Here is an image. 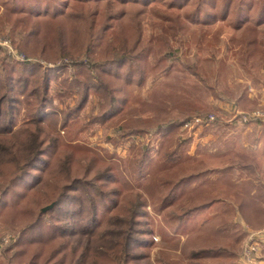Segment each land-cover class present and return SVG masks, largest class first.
Wrapping results in <instances>:
<instances>
[{
  "label": "trees",
  "instance_id": "obj_1",
  "mask_svg": "<svg viewBox=\"0 0 264 264\" xmlns=\"http://www.w3.org/2000/svg\"><path fill=\"white\" fill-rule=\"evenodd\" d=\"M157 3L164 12L148 37ZM219 23L234 29L227 50L251 74L264 61V0H0V35L25 56L0 46V224L17 234L7 243L0 234V264H241L250 232L264 229L259 164L242 156L209 168L189 154L199 125L184 129L203 110L205 89L220 94L198 59L178 56L191 38L217 47L207 29ZM221 65L215 82L225 79ZM189 72L198 81L187 82ZM160 75L167 80L148 100L134 95ZM225 93L234 109L261 107L247 86ZM93 95L98 113L82 118ZM106 125L122 139L156 130L157 157L150 145L118 160L78 142ZM217 204L219 213L194 223Z\"/></svg>",
  "mask_w": 264,
  "mask_h": 264
},
{
  "label": "rangeland",
  "instance_id": "obj_2",
  "mask_svg": "<svg viewBox=\"0 0 264 264\" xmlns=\"http://www.w3.org/2000/svg\"><path fill=\"white\" fill-rule=\"evenodd\" d=\"M153 6H155V4ZM155 7L156 12L153 11L152 13H149L147 20L144 22L146 35L148 37L157 31L161 16L160 13L164 12L161 3H157ZM207 31L209 39L211 37V39L217 36L220 37L221 43L217 45V47L208 48L205 43L197 44L194 42L193 38H191L188 39V42L190 43L188 45L189 47L185 48L180 56H178V61L183 64L193 63L198 59L199 64L201 66L203 65L208 71H210L209 73L212 80L209 81V84L214 86L216 92L220 94V97L216 98L214 94H209L206 89L202 94L203 96L200 100L203 105V110L197 115L206 116L211 113L217 115V124L212 127L211 132L214 140H208L204 144L206 146H203L202 143H198L199 139L194 135L189 154L192 156L195 155L209 168H220L225 165H230L233 162L242 161V156L254 159L259 164L257 175L264 180V128L257 122L243 124L239 118L235 117L234 114H236V110L241 108L234 109L236 100L225 93L233 92L239 86H247L248 98L250 101L257 103L261 106L260 108H264V61H258L256 65H254L252 73H247L241 68L237 61V57L230 53L226 47L228 39L234 33V29L225 24L219 23L208 28ZM261 32L262 36H264V28H262ZM0 38L9 40V38L4 35H0ZM215 45L216 44L214 43L211 46ZM208 51L214 56L212 57L209 55L207 53ZM222 61L225 64L227 73L224 74L225 79L215 82L214 78L218 75L219 71H221L220 67L222 66ZM187 76L189 77L187 82L193 83L194 81H198L195 75L190 72ZM166 80L167 78L163 75H160L157 78H149L144 87H137L134 89V95L140 100H148L151 91L158 88ZM255 80H257V83H255ZM60 89L61 87L59 85L54 84L52 88L53 95L55 96L61 91ZM170 90L171 89H168V91ZM77 97V94L66 97V104L73 106ZM98 102V98L93 95L82 114V118L96 115L99 110ZM54 105L59 107V109L65 107L63 101L59 99L55 100ZM135 106H138V103H136ZM247 108L248 110H254V105L248 104ZM188 131L190 132V130ZM195 131H197V129ZM200 131H202V129ZM200 131H197L196 134H199ZM120 134L121 131L117 127H110L107 125L93 126L89 131L80 134L78 142L86 144L103 155L108 154L109 156H115L118 160H127L130 157L131 152L135 149L134 147L150 145L152 147V156L157 157V151L161 146V136L156 130L142 136H128L123 139L120 138ZM216 135L217 137L222 136V138L224 136V138H217ZM234 173L235 178H239V171L236 170ZM220 207V204L214 205L212 208L197 215L193 220L194 223L197 226L202 225L204 222L211 219L212 216L219 213ZM150 212L152 213L155 222L158 223L159 217L155 215L153 211L150 210ZM158 224H161V222ZM245 229L249 231L251 230L248 226H245ZM0 234H2L3 239L9 238L13 240L17 237V234L5 224H0ZM156 241H160L159 235H157ZM263 247L264 244L261 245L262 249ZM263 253L264 251H262L260 257L264 261ZM155 254L158 255L157 250L154 251V255ZM240 255H242V253H240ZM161 256L166 260L171 258L168 255ZM240 262L241 264H245L242 259Z\"/></svg>",
  "mask_w": 264,
  "mask_h": 264
},
{
  "label": "built area",
  "instance_id": "obj_3",
  "mask_svg": "<svg viewBox=\"0 0 264 264\" xmlns=\"http://www.w3.org/2000/svg\"><path fill=\"white\" fill-rule=\"evenodd\" d=\"M0 46L6 50L8 55L14 57L16 60L24 61L25 56L18 52L9 39L0 38ZM235 117L243 124H248L251 122H257L260 125H264V108H258L254 110H241L237 109ZM217 121L216 114H209L208 116L197 115L193 118L192 122H188L184 125V129H191L195 124L202 126L203 124L214 123ZM9 238L3 239L4 243H7ZM264 244V229L260 231H251L249 238L245 243L243 248L241 259L245 264H264V261L261 259L260 255L262 252L261 245ZM2 247L0 246V253Z\"/></svg>",
  "mask_w": 264,
  "mask_h": 264
},
{
  "label": "crops",
  "instance_id": "obj_4",
  "mask_svg": "<svg viewBox=\"0 0 264 264\" xmlns=\"http://www.w3.org/2000/svg\"><path fill=\"white\" fill-rule=\"evenodd\" d=\"M201 129H202V131H200ZM197 131H198V132L200 131V133H199V134H196ZM197 131L193 132V136L196 135V136L198 137V139H199V142H198V143H199V144L202 143L203 146H206V145H204V144H205L208 140H209V141L214 140V137L212 136L213 134H211V132H212V128L209 130V132L204 133V127H203V126H198V127H197ZM216 137H217V135H216ZM217 138L223 139L224 136H223V138H222V136H218ZM200 139H201V141H200Z\"/></svg>",
  "mask_w": 264,
  "mask_h": 264
},
{
  "label": "water",
  "instance_id": "obj_5",
  "mask_svg": "<svg viewBox=\"0 0 264 264\" xmlns=\"http://www.w3.org/2000/svg\"><path fill=\"white\" fill-rule=\"evenodd\" d=\"M50 207H51V206H50ZM50 207L45 208L44 211L47 210V209L50 208Z\"/></svg>",
  "mask_w": 264,
  "mask_h": 264
}]
</instances>
